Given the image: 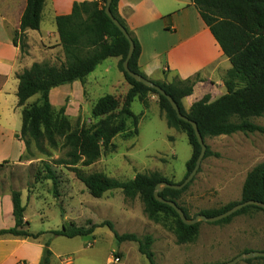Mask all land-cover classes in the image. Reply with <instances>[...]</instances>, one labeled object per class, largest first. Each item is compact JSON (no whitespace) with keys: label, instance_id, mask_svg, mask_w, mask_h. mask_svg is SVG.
Returning <instances> with one entry per match:
<instances>
[{"label":"trees","instance_id":"1","mask_svg":"<svg viewBox=\"0 0 264 264\" xmlns=\"http://www.w3.org/2000/svg\"><path fill=\"white\" fill-rule=\"evenodd\" d=\"M190 1L231 65L223 81L227 93L213 102H209V97L204 96L186 111L182 100L192 94L194 85L200 81L199 76L185 81L176 80L170 84L152 82L161 87L175 101L182 115L197 125L203 141L206 137L229 136L235 133L264 135V127L253 122L255 119L264 117V0ZM44 3L45 0H26L19 30L14 32L12 37V43L19 48L21 56L27 54L25 32L39 30ZM105 3L106 0L75 2L69 15L56 17L55 24L64 61L59 64L33 63L28 69L17 74V105L22 108L21 129L17 137L23 141L26 152L29 150L31 140L40 150H43V142L52 149L60 147L65 152L57 164L69 169L84 185L91 197L99 199L106 192L115 189H120L127 199L139 196L143 202L144 211L150 219L155 220L159 213L172 215L176 218L174 232L177 242L180 244L192 242L197 235L198 224L184 225L172 208L154 199L153 192L157 184L161 182L173 184L166 178L157 173L137 174L131 181L119 182L102 173L84 174L78 168L79 166L90 167L103 152L113 151L112 141L117 135L126 132L128 120H131L134 126L133 133L137 132L139 117L131 112L130 105L137 95L142 97L145 92L158 97L159 108L165 114L167 125L181 130L187 137L191 146V156L186 163L185 178L193 170L200 154V146L191 125L176 117L164 97L135 82L123 71L122 62L126 57L129 44L106 16ZM117 4L118 0H112L110 12L125 28L134 44L133 54L128 63L129 69L147 78L138 67L139 43L119 17ZM108 58H118V70L131 89L121 103L111 95L100 98L91 111L92 116L98 119L94 125L85 127L79 126L76 122L73 126L65 115V106L54 111L49 99L50 91L75 81L84 84L87 75ZM33 96H38L37 100L27 104ZM211 155L214 154L206 146L204 159ZM45 169L48 171L47 179L52 180L55 185L53 174L47 166ZM186 187L180 191L163 189L159 196L178 206L174 197ZM10 198L14 226L0 230V238L38 239L41 233H31L29 223L24 220L25 206L21 201V193L11 191ZM250 200L264 203V162L257 164L247 173L239 202L217 210L201 211L200 214L214 217L239 203ZM180 209L187 217L186 212ZM249 211L264 210L247 206L216 224L227 223L232 217ZM104 225L113 233L118 243L137 242L139 252L147 258L149 264H155L153 254L149 250L152 243L150 237L139 239L132 234L119 235L109 222ZM95 227L86 229L69 223V225H62L60 230L50 233L56 237L72 239L92 234ZM52 255L49 244L44 243L39 264H50Z\"/></svg>","mask_w":264,"mask_h":264},{"label":"rangeland","instance_id":"2","mask_svg":"<svg viewBox=\"0 0 264 264\" xmlns=\"http://www.w3.org/2000/svg\"><path fill=\"white\" fill-rule=\"evenodd\" d=\"M119 74L111 73L102 81L97 67L91 75L95 80L83 84V96H74L72 102L67 99L62 105L51 103L54 111L65 106V115L73 126L76 122L79 126L94 125L98 119L91 111L100 98L111 95L121 103L131 89L123 74ZM118 76H122L120 82ZM151 81L170 84L176 80L170 83ZM37 98L33 96L27 104ZM130 110L139 117L137 132L133 133L134 126L128 120L126 132L112 141L113 151L103 152L90 167L78 168L84 174L102 173L119 182L131 181L137 174L157 173L173 184L181 183L191 156L185 133L167 125L158 97L150 92H145L142 97L137 95ZM253 122L264 127V117ZM250 136L235 133L205 138L204 144L214 155L203 159L194 179L174 197L188 219L201 211L217 210L241 200L242 185L254 159L239 167L235 152L240 146L247 150L256 138L264 139L259 133H253L254 138ZM42 146L43 150L38 149L31 140L28 152L24 146L19 161L0 163V227L12 226L9 196L11 191H19L29 231L41 233L39 241L49 244L53 254L50 264H149L139 252L137 242L118 243L108 227L103 226L106 222L119 235L132 234L139 239L150 237L149 250L155 264H225L241 254L264 252V211L239 214L227 223L199 222L194 241L180 244L174 232L175 217L159 213L155 220L150 219L140 197L127 199L120 189L108 191L99 199L91 197L69 169L57 164L65 151L60 147L52 149L46 142ZM46 166L55 178V185L47 179ZM69 223L86 229L96 227L92 234L72 239L50 233ZM237 264H264V258Z\"/></svg>","mask_w":264,"mask_h":264},{"label":"crops","instance_id":"3","mask_svg":"<svg viewBox=\"0 0 264 264\" xmlns=\"http://www.w3.org/2000/svg\"><path fill=\"white\" fill-rule=\"evenodd\" d=\"M83 1L94 0H45L39 30L25 32L27 54L21 56L12 37L19 30L26 0H0V163L19 161L24 149L17 137L22 110L17 105V74L33 63L64 61L55 19L69 15L73 4ZM117 13L139 43L138 67L147 78L170 83L199 76L200 81L194 85L192 94L182 100L185 108L189 109L204 96L213 102L227 93L223 81L231 65L190 0H118ZM117 63L118 58H108L97 66L102 81L111 73H120ZM94 71L87 75L84 83L95 80L91 78ZM117 78L120 82L122 76ZM83 92V84L75 81L52 89L49 99L53 105H62L67 99L83 96ZM249 135L254 138L253 134ZM262 144L264 139L256 138L247 150L238 147L235 152L237 165L241 167L247 160L254 159L252 169L264 162ZM9 214L12 216L11 203ZM24 220L27 221L25 216ZM13 226L14 219L12 226H1L0 230ZM42 250L39 239L2 237L0 264H39Z\"/></svg>","mask_w":264,"mask_h":264},{"label":"water","instance_id":"4","mask_svg":"<svg viewBox=\"0 0 264 264\" xmlns=\"http://www.w3.org/2000/svg\"><path fill=\"white\" fill-rule=\"evenodd\" d=\"M111 2H112V0H106L104 12H105L106 16L110 19L112 24L121 32V34L128 41V44H129V48H128L126 57L122 62L123 71L130 78H132L135 82L140 83L143 86L154 90L160 96L164 97L169 102L171 108L173 109V111L176 114V117L179 120L186 122V123L191 125V127L194 131L197 143L200 146V154H199V156L195 162V166H194L193 170L188 174V176L182 181V183H180V184H169L166 182H161V183L157 184L155 186V189L153 192L154 199L157 202L164 204V205H167L170 208H172L176 212V214L178 215L181 222L186 226H193L199 222L216 223V222H219L225 218L232 216L237 211H239V210H241L247 206H255V207H258V208L264 210V203L250 200V201H245V202L239 203V204L233 206L232 208H230L229 210L223 212L222 214H219V215L214 216V217H206L202 214H198L193 219H188L185 216L184 212L174 202L169 201V200H165L161 196H159V193L162 192L163 189H172V190L180 191L183 188H185L194 179V177L198 173L201 162L204 159V155H205V151H206V145L204 144V141H203V139L199 133L197 125L193 121L189 120L186 116H184L180 113L179 108H178L177 104L175 103V101L169 95H167L161 87L156 85L151 80H149V79H147V78H145L139 74H136L129 69L128 63H129V60L131 59L132 54H133L134 44H133L131 37L129 36V34L125 30V28L111 14V12H110ZM253 258H264V252H250V253H246V254H241V255L237 256L236 258H234L232 261L227 262L225 264H237L240 261L249 260V259H253Z\"/></svg>","mask_w":264,"mask_h":264}]
</instances>
